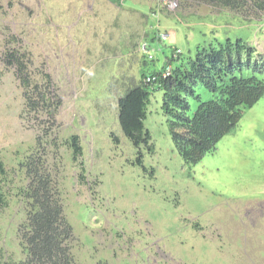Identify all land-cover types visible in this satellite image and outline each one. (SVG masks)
Masks as SVG:
<instances>
[{
  "label": "rangeland",
  "instance_id": "rangeland-1",
  "mask_svg": "<svg viewBox=\"0 0 264 264\" xmlns=\"http://www.w3.org/2000/svg\"><path fill=\"white\" fill-rule=\"evenodd\" d=\"M248 11L202 0H0L5 261L30 257L21 231L30 178L21 163L42 160L73 227L74 264H264V96L195 166L179 156L154 85L145 126L155 153L136 148L118 119V99L141 84L143 68L160 71L176 49L195 58L198 45L218 49L242 38L264 57V14ZM10 51L22 57L30 88L7 66ZM251 73L245 67L242 75ZM197 95L213 97L202 87ZM190 105L192 116L197 100ZM74 135L83 147L77 160ZM140 151L147 171L137 164Z\"/></svg>",
  "mask_w": 264,
  "mask_h": 264
},
{
  "label": "trees",
  "instance_id": "trees-1",
  "mask_svg": "<svg viewBox=\"0 0 264 264\" xmlns=\"http://www.w3.org/2000/svg\"><path fill=\"white\" fill-rule=\"evenodd\" d=\"M202 1L214 7L241 12L242 15L248 14L250 8L264 14V0ZM112 2L122 4L123 0ZM254 52L255 48L247 46L242 38H237L236 41L229 38L218 49L213 44L211 48L198 45L195 58L185 57L176 49L171 58H166L167 63L160 71L147 74L143 68L141 84L118 99V119L124 136L136 148H146L150 153H155L151 133L145 126L152 95L147 87L154 85L156 91L163 93L162 110L179 156L186 165H197L207 154L217 150L219 142L225 136L238 128L245 110L254 107L263 98L264 79L257 74L264 75V57L258 59ZM21 59L17 51H10L5 57L7 66L16 69L17 78L28 89L31 85L26 75V65ZM144 65H147V59L144 60ZM245 67L252 71L249 76L242 75ZM148 78L151 81L144 82ZM201 87L213 97L202 100L197 95ZM26 98L33 109L41 105L40 101L32 99L30 95ZM190 99L198 102L192 116L188 114ZM111 136L115 144H120L119 136ZM71 147L76 160L83 156L78 135L72 137ZM137 164L147 171L141 151ZM21 165L26 168L30 178L24 196L30 200L28 203L31 205L29 204L27 221L21 226V231L26 234L23 239L27 242L30 257L22 262L5 261L0 254V264H74L70 247L73 227L63 217L55 186L42 160H31ZM5 172L4 165L0 162V173ZM153 175L152 169L151 176ZM4 202L5 195L0 191V207Z\"/></svg>",
  "mask_w": 264,
  "mask_h": 264
},
{
  "label": "clouds",
  "instance_id": "clouds-1",
  "mask_svg": "<svg viewBox=\"0 0 264 264\" xmlns=\"http://www.w3.org/2000/svg\"><path fill=\"white\" fill-rule=\"evenodd\" d=\"M174 7V6H173ZM166 35H169V34H166ZM160 38H162L163 40H168V38L166 37V38H164V34L163 35H161V37ZM144 52L146 53V54H148V58H149V60H154V57L150 54V50H148V46H145L144 47ZM170 71V70H169ZM168 71V72H169ZM167 72V73H168ZM151 81V79L150 78H148L147 79V81H144V82H147V83H149Z\"/></svg>",
  "mask_w": 264,
  "mask_h": 264
},
{
  "label": "built area",
  "instance_id": "built-area-1",
  "mask_svg": "<svg viewBox=\"0 0 264 264\" xmlns=\"http://www.w3.org/2000/svg\"><path fill=\"white\" fill-rule=\"evenodd\" d=\"M166 37H168V35L166 36V35H164V38H166Z\"/></svg>",
  "mask_w": 264,
  "mask_h": 264
}]
</instances>
